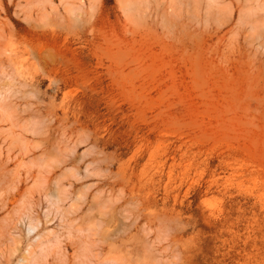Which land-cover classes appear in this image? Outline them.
Here are the masks:
<instances>
[{
	"label": "rangeland",
	"instance_id": "374dc122",
	"mask_svg": "<svg viewBox=\"0 0 264 264\" xmlns=\"http://www.w3.org/2000/svg\"><path fill=\"white\" fill-rule=\"evenodd\" d=\"M0 264H264V0H0Z\"/></svg>",
	"mask_w": 264,
	"mask_h": 264
}]
</instances>
